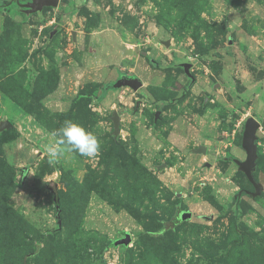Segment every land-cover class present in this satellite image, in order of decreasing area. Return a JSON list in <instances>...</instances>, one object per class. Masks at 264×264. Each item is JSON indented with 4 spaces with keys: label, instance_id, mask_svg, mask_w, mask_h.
I'll return each mask as SVG.
<instances>
[{
    "label": "rangeland",
    "instance_id": "obj_1",
    "mask_svg": "<svg viewBox=\"0 0 264 264\" xmlns=\"http://www.w3.org/2000/svg\"><path fill=\"white\" fill-rule=\"evenodd\" d=\"M33 1L0 0V264H264V0ZM68 120L99 152L49 164Z\"/></svg>",
    "mask_w": 264,
    "mask_h": 264
},
{
    "label": "water",
    "instance_id": "obj_2",
    "mask_svg": "<svg viewBox=\"0 0 264 264\" xmlns=\"http://www.w3.org/2000/svg\"><path fill=\"white\" fill-rule=\"evenodd\" d=\"M43 4L56 6L58 4V0H34L33 3L26 4L25 6H27V8H29V10L31 11V10L40 9ZM166 45H169V42H166ZM122 85H127L133 89H137L142 86V82L137 77L123 78L116 81L115 84L116 87H120ZM111 118L113 122V132L114 134H117L119 132V119H120L117 111H113ZM11 125L12 124L9 121H3L0 123V129L9 127ZM258 127H259V122L254 117L247 118V120L244 123V130L242 133V141H241V147L244 150L246 156L245 159L243 160L234 158V161L238 165L239 169L243 171L247 180L255 188L256 191L252 194H259L261 190L260 184L254 180V177L252 175L257 157L255 139H256V131ZM196 151L202 152L205 151V148L200 147ZM240 193L241 192H239L238 194ZM180 216L182 219H187L191 216V213L189 211H182ZM129 239H130L129 235H126V237L124 239H121L120 242L128 243Z\"/></svg>",
    "mask_w": 264,
    "mask_h": 264
},
{
    "label": "clouds",
    "instance_id": "obj_3",
    "mask_svg": "<svg viewBox=\"0 0 264 264\" xmlns=\"http://www.w3.org/2000/svg\"><path fill=\"white\" fill-rule=\"evenodd\" d=\"M58 137L55 145H49L47 152L49 164L55 163L63 155V148L67 146L68 151L77 152L79 155L87 158H93L100 149L98 138L82 125L71 120L65 121L64 125L53 133Z\"/></svg>",
    "mask_w": 264,
    "mask_h": 264
},
{
    "label": "trees",
    "instance_id": "obj_4",
    "mask_svg": "<svg viewBox=\"0 0 264 264\" xmlns=\"http://www.w3.org/2000/svg\"><path fill=\"white\" fill-rule=\"evenodd\" d=\"M148 61H149V64L152 67L155 68L157 66V64L153 61V59L149 58ZM123 78H127V76L122 73V74L119 75V79H123ZM115 84H116V82H113V83H110L108 85H105L103 88H101V94L104 95L107 92V90L118 88V87L115 86ZM97 98H101V96L99 95ZM162 227H164V225H162Z\"/></svg>",
    "mask_w": 264,
    "mask_h": 264
}]
</instances>
